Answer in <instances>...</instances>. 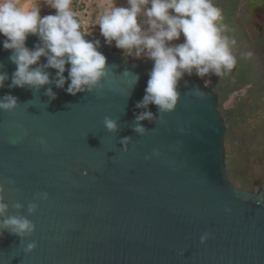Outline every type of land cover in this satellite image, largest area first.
<instances>
[{
    "label": "water",
    "instance_id": "water-1",
    "mask_svg": "<svg viewBox=\"0 0 264 264\" xmlns=\"http://www.w3.org/2000/svg\"><path fill=\"white\" fill-rule=\"evenodd\" d=\"M3 39L0 62L11 77L16 65ZM87 39H99L108 65H116L103 88L72 95L70 81L36 91L9 88L11 79L0 88V97L20 103L0 110V195L8 215L36 225L23 244L4 230L0 264H264V182L253 190L230 180L218 93L185 75L176 109L161 119L155 104L136 107L153 62L130 60L102 36ZM37 42L30 35L26 43ZM48 71L55 77L56 69ZM48 87L55 99L45 95ZM149 110L154 118L140 121L141 135L135 118ZM106 116L117 120V131L105 128ZM44 192L47 199L37 197ZM31 202L39 205L32 214ZM31 241L37 247L25 252Z\"/></svg>",
    "mask_w": 264,
    "mask_h": 264
},
{
    "label": "clouds",
    "instance_id": "clouds-1",
    "mask_svg": "<svg viewBox=\"0 0 264 264\" xmlns=\"http://www.w3.org/2000/svg\"><path fill=\"white\" fill-rule=\"evenodd\" d=\"M46 3L55 12L42 16L39 6L25 7L18 0H0L2 47L11 50L9 60L16 65L10 77L0 62V88L9 79V88L29 87L36 91L51 84L64 88L70 81L66 91L72 95L103 88L116 65H108L107 57L99 50L101 41L87 39L92 31L73 10L72 0H46ZM221 19V9L213 0H127L126 5L116 0L103 14L97 15L93 27L98 25L104 43L110 46L114 43L116 48L124 50L125 56L153 62L145 95L136 107L146 109L155 104L163 119L164 113L176 109L181 97L178 84L185 75L222 76L235 67L236 57L230 47L235 40L224 34L227 26L218 24ZM30 35L38 37L31 48L26 43ZM181 37L182 42L174 43ZM245 55L250 57L251 53ZM42 57L46 62H40ZM49 69L57 70L55 77ZM134 78L135 82L139 81L138 74ZM193 94L199 95V89H194ZM45 95L55 99L57 94L48 87ZM19 105L15 95L0 97V110L12 111ZM153 118L150 110L139 113L134 130L144 135L146 128L140 121ZM104 126L109 132H115L118 122L106 116ZM129 139H122L125 147ZM2 192L3 185H0ZM37 197L47 199L48 193H38ZM13 206L20 209L23 204L17 202ZM9 207L0 195V217H4L0 220V236L7 229L20 237L23 244L34 234L36 225L27 216L8 215ZM38 207V203L31 202L28 212L35 213ZM210 235L204 233L201 242H206ZM36 247V241L27 242L24 250L31 252Z\"/></svg>",
    "mask_w": 264,
    "mask_h": 264
},
{
    "label": "trees",
    "instance_id": "trees-1",
    "mask_svg": "<svg viewBox=\"0 0 264 264\" xmlns=\"http://www.w3.org/2000/svg\"><path fill=\"white\" fill-rule=\"evenodd\" d=\"M213 3L222 13L218 24L226 25L224 34L235 40L230 47L236 65L222 76L209 73L202 79L219 95L220 111L227 122L226 142L240 141L227 155L229 178L240 187L254 190L264 182V170L256 175L247 170L246 144L253 136L261 135L264 139V0H213ZM249 52L250 57L245 55ZM245 87V94L235 104L225 107L231 94ZM256 114L262 115L258 121ZM261 151L264 155V145Z\"/></svg>",
    "mask_w": 264,
    "mask_h": 264
},
{
    "label": "rangeland",
    "instance_id": "rangeland-1",
    "mask_svg": "<svg viewBox=\"0 0 264 264\" xmlns=\"http://www.w3.org/2000/svg\"><path fill=\"white\" fill-rule=\"evenodd\" d=\"M22 0H18V3ZM116 3V0H76V2L72 1V8L78 14L79 18L84 22L85 26L92 31L94 35H100L99 26L96 25L93 27L95 19L98 14H103V12L109 9ZM118 4L126 5L127 0H117ZM25 7L39 6L42 10H49L50 12H55V9H51L47 6L46 0H28L26 1ZM46 13L42 14L45 15ZM103 37V36H102ZM183 37H181L180 41H174V43L182 42ZM121 50V49H120ZM124 53V50H121ZM130 60H134L133 56H128ZM196 76L195 74H193ZM198 77V76H197ZM200 78V77H199ZM202 79V78H201ZM203 80V79H202ZM206 84H208L207 80H203ZM246 87L234 92L225 102V107L231 106L237 102L246 92ZM255 120L258 121L261 119V114L254 115ZM250 121H254L253 117H250ZM240 141L235 139L232 143L226 142V154L229 155L231 151L236 149V146L239 145ZM264 145V139L260 136H253L247 139L246 149H248V161L249 164L247 166V170L249 172L256 174H262L264 170V155L261 151ZM239 186V184H235ZM256 190V189H254Z\"/></svg>",
    "mask_w": 264,
    "mask_h": 264
},
{
    "label": "crops",
    "instance_id": "crops-1",
    "mask_svg": "<svg viewBox=\"0 0 264 264\" xmlns=\"http://www.w3.org/2000/svg\"><path fill=\"white\" fill-rule=\"evenodd\" d=\"M26 1H28V0H22V1L19 2V4H20L21 6H24L25 3H26ZM44 13H46L45 15H47L48 13H50V11H49V10H42V9H41V15L44 14Z\"/></svg>",
    "mask_w": 264,
    "mask_h": 264
},
{
    "label": "flooded vegetation",
    "instance_id": "flooded-vegetation-1",
    "mask_svg": "<svg viewBox=\"0 0 264 264\" xmlns=\"http://www.w3.org/2000/svg\"><path fill=\"white\" fill-rule=\"evenodd\" d=\"M113 46H114V49H115V50H117V51H119V52H123V51H121L120 49L116 48L114 43H113Z\"/></svg>",
    "mask_w": 264,
    "mask_h": 264
}]
</instances>
